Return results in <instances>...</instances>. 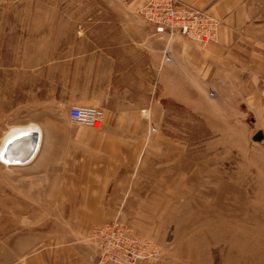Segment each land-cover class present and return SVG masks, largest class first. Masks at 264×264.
<instances>
[{
  "label": "crops",
  "instance_id": "1",
  "mask_svg": "<svg viewBox=\"0 0 264 264\" xmlns=\"http://www.w3.org/2000/svg\"><path fill=\"white\" fill-rule=\"evenodd\" d=\"M111 1L120 7L108 10L115 18L102 26L65 30L63 9H36L29 12L46 18L29 19L17 36L14 30L0 36L23 41L26 57L38 43L44 57L19 72L2 125L27 130L3 141L0 154L22 168L29 192L23 202L31 210L10 219L18 225L13 231L0 232V264H99L94 226L118 215L145 236L140 224L168 222L177 194L190 190L191 171L181 165L183 141L153 130L167 103L201 111V103L223 104L228 96L234 111L258 110L255 97L264 95L257 84L264 81L258 0H181L220 22L204 45L155 34L140 13L148 0ZM75 105L102 108L101 127L71 121ZM30 134L38 137L31 157L9 163L14 151L28 152Z\"/></svg>",
  "mask_w": 264,
  "mask_h": 264
},
{
  "label": "rangeland",
  "instance_id": "2",
  "mask_svg": "<svg viewBox=\"0 0 264 264\" xmlns=\"http://www.w3.org/2000/svg\"><path fill=\"white\" fill-rule=\"evenodd\" d=\"M258 1L264 10V0ZM114 7L120 5L111 0H0V9L5 10L0 14V36L7 35L8 30H14L17 36L25 22L30 24L29 19L46 18L30 10L63 9L67 30L71 24L102 26L105 20L115 18L108 11ZM16 36L0 41V144L9 131L2 125L6 123L4 117L8 115L15 84L20 82L19 72H27V67H34L44 58L39 56L38 43L26 57L24 43ZM257 84L264 87V81ZM255 98V111H234L231 98L225 96L223 104L215 98L201 103V111L170 102L157 112L160 126L155 129L183 141L185 159L181 165L190 169L191 176L190 190L177 194L180 199L172 208L173 216L170 210L168 222L140 224L145 236L126 223L134 234L163 250L158 253L160 260L153 264H264V95ZM23 183L22 168L0 158L3 234L18 226L9 223L10 219L30 213V207L25 208L23 202L22 196L29 194ZM91 246L96 251L95 245ZM95 254L100 264L97 251Z\"/></svg>",
  "mask_w": 264,
  "mask_h": 264
},
{
  "label": "built area",
  "instance_id": "3",
  "mask_svg": "<svg viewBox=\"0 0 264 264\" xmlns=\"http://www.w3.org/2000/svg\"><path fill=\"white\" fill-rule=\"evenodd\" d=\"M140 10L147 22L153 26L155 34L165 38L168 43L180 37L204 45L215 38L220 24L205 11L181 0H148ZM165 59L171 58L167 56ZM104 115V110L97 106L75 105L69 111L71 121L92 128L101 127ZM90 240L96 247L101 264H153L162 257L158 255L163 252L160 247L130 231L129 225L119 216L94 227Z\"/></svg>",
  "mask_w": 264,
  "mask_h": 264
},
{
  "label": "water",
  "instance_id": "4",
  "mask_svg": "<svg viewBox=\"0 0 264 264\" xmlns=\"http://www.w3.org/2000/svg\"><path fill=\"white\" fill-rule=\"evenodd\" d=\"M30 135L33 137V139L29 141V144H28V152L25 153L23 151L25 153V155L21 156V154L23 152L22 153H15V151H14L15 158L13 160H10L9 163H11V164L23 163V162H25L26 160H28L31 157V155H32V153L34 151V145L36 144V142H37L36 140H38V137L36 136V134H30ZM11 143L13 144V141ZM11 143H9L6 146V148L4 149V151H3V154L4 155L7 154V153H9L11 151V148H12L10 146Z\"/></svg>",
  "mask_w": 264,
  "mask_h": 264
},
{
  "label": "bare ground",
  "instance_id": "5",
  "mask_svg": "<svg viewBox=\"0 0 264 264\" xmlns=\"http://www.w3.org/2000/svg\"><path fill=\"white\" fill-rule=\"evenodd\" d=\"M22 131H27V130H22V129H12V131H9L6 135H5V137H4V139H3V141H4V143H6V141H8V140H11V139H13V137H15V135H18V133L19 132H22ZM3 141H2V143H3ZM0 158H1V160L3 161V162H7V161H9V159H4V157H2V154H0ZM8 163V162H7Z\"/></svg>",
  "mask_w": 264,
  "mask_h": 264
}]
</instances>
